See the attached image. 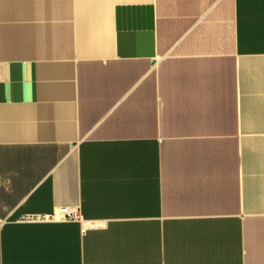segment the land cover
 Masks as SVG:
<instances>
[{"label": "crops", "instance_id": "0c3cea01", "mask_svg": "<svg viewBox=\"0 0 264 264\" xmlns=\"http://www.w3.org/2000/svg\"><path fill=\"white\" fill-rule=\"evenodd\" d=\"M0 264H264V0H0Z\"/></svg>", "mask_w": 264, "mask_h": 264}, {"label": "built area", "instance_id": "2783aa9c", "mask_svg": "<svg viewBox=\"0 0 264 264\" xmlns=\"http://www.w3.org/2000/svg\"><path fill=\"white\" fill-rule=\"evenodd\" d=\"M47 220L60 219L63 221H73L81 219V215L76 207H60L56 209L52 214L46 215Z\"/></svg>", "mask_w": 264, "mask_h": 264}]
</instances>
